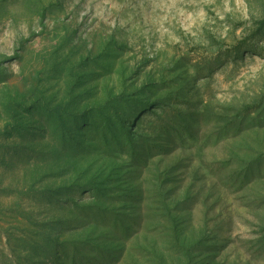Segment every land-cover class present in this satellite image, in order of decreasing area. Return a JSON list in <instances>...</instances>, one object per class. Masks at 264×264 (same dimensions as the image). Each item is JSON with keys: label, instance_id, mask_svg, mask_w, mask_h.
<instances>
[{"label": "rangeland", "instance_id": "rangeland-1", "mask_svg": "<svg viewBox=\"0 0 264 264\" xmlns=\"http://www.w3.org/2000/svg\"><path fill=\"white\" fill-rule=\"evenodd\" d=\"M0 264H264V0H0Z\"/></svg>", "mask_w": 264, "mask_h": 264}, {"label": "trees", "instance_id": "trees-1", "mask_svg": "<svg viewBox=\"0 0 264 264\" xmlns=\"http://www.w3.org/2000/svg\"><path fill=\"white\" fill-rule=\"evenodd\" d=\"M131 126V124H130V122H127V124H126V127L125 128H129ZM129 135V130L128 131H126V130H123V136L124 137H127Z\"/></svg>", "mask_w": 264, "mask_h": 264}]
</instances>
